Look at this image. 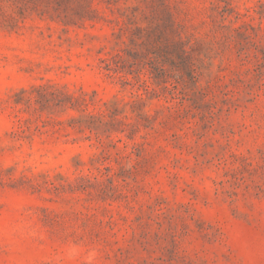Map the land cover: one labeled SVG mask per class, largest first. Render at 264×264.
<instances>
[{"label":"rangeland","instance_id":"obj_1","mask_svg":"<svg viewBox=\"0 0 264 264\" xmlns=\"http://www.w3.org/2000/svg\"><path fill=\"white\" fill-rule=\"evenodd\" d=\"M0 264H264V0H0Z\"/></svg>","mask_w":264,"mask_h":264}]
</instances>
